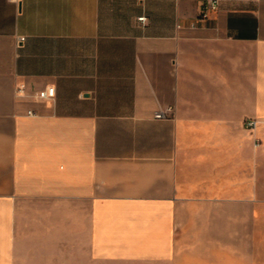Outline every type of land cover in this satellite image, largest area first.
<instances>
[{"label":"crops","instance_id":"obj_1","mask_svg":"<svg viewBox=\"0 0 264 264\" xmlns=\"http://www.w3.org/2000/svg\"><path fill=\"white\" fill-rule=\"evenodd\" d=\"M205 2L0 0V264H264V0Z\"/></svg>","mask_w":264,"mask_h":264},{"label":"built area","instance_id":"obj_2","mask_svg":"<svg viewBox=\"0 0 264 264\" xmlns=\"http://www.w3.org/2000/svg\"><path fill=\"white\" fill-rule=\"evenodd\" d=\"M220 5V0H206V2L203 5L202 10L200 11L197 21H204L209 18V15L212 13H215L218 11ZM140 23L143 25L146 24L147 22V17L142 16L137 19ZM20 92L24 91V86H22L19 89ZM55 97V87L54 86H48L42 90H39L34 93V98L36 100H52ZM169 109L162 110L159 109L155 114L154 118L155 119H165L167 118V111ZM170 111V110H169ZM28 114L31 115L32 111H28ZM243 127L250 131V132H255L258 129H261L263 134H264V119L260 118H246L243 121ZM261 145V140L260 139H255V146L258 147Z\"/></svg>","mask_w":264,"mask_h":264}]
</instances>
